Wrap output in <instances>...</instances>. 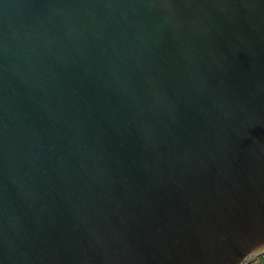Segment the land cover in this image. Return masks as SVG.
I'll return each mask as SVG.
<instances>
[{
  "label": "water",
  "instance_id": "95a60500",
  "mask_svg": "<svg viewBox=\"0 0 264 264\" xmlns=\"http://www.w3.org/2000/svg\"><path fill=\"white\" fill-rule=\"evenodd\" d=\"M264 255V0H0V264Z\"/></svg>",
  "mask_w": 264,
  "mask_h": 264
},
{
  "label": "built area",
  "instance_id": "2783aa9c",
  "mask_svg": "<svg viewBox=\"0 0 264 264\" xmlns=\"http://www.w3.org/2000/svg\"><path fill=\"white\" fill-rule=\"evenodd\" d=\"M257 264H264V255L259 257V260L257 261Z\"/></svg>",
  "mask_w": 264,
  "mask_h": 264
},
{
  "label": "rangeland",
  "instance_id": "374dc122",
  "mask_svg": "<svg viewBox=\"0 0 264 264\" xmlns=\"http://www.w3.org/2000/svg\"><path fill=\"white\" fill-rule=\"evenodd\" d=\"M259 259V257L258 258H255V259H253L249 264H256L257 263V260Z\"/></svg>",
  "mask_w": 264,
  "mask_h": 264
},
{
  "label": "trees",
  "instance_id": "16d2710c",
  "mask_svg": "<svg viewBox=\"0 0 264 264\" xmlns=\"http://www.w3.org/2000/svg\"><path fill=\"white\" fill-rule=\"evenodd\" d=\"M258 260H259V259H258ZM258 260H257V261H258ZM256 264H257V263H256Z\"/></svg>",
  "mask_w": 264,
  "mask_h": 264
}]
</instances>
